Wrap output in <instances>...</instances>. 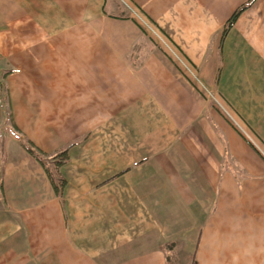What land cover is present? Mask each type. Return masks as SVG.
I'll return each instance as SVG.
<instances>
[{
    "label": "crops",
    "instance_id": "obj_1",
    "mask_svg": "<svg viewBox=\"0 0 264 264\" xmlns=\"http://www.w3.org/2000/svg\"><path fill=\"white\" fill-rule=\"evenodd\" d=\"M119 1L146 36L116 0H0L12 120L71 145L57 196L0 103V264H264V0L223 39L247 0Z\"/></svg>",
    "mask_w": 264,
    "mask_h": 264
},
{
    "label": "trees",
    "instance_id": "obj_2",
    "mask_svg": "<svg viewBox=\"0 0 264 264\" xmlns=\"http://www.w3.org/2000/svg\"><path fill=\"white\" fill-rule=\"evenodd\" d=\"M256 0H247L246 2H244L243 4H241L233 13L232 15L228 18V20L226 21V23L223 26L222 29V35H221V39H223V37L227 34V32L234 26V24L236 23V21L238 20V18L244 13L246 12L251 6L252 4L255 2ZM116 2L118 4H121V8L122 13H124L125 15H119V16H114L115 18L119 19V20H131L132 22H134L139 29L141 30V32L146 36L148 34L147 30L145 29V27H143L139 21H136V19L134 18V16L132 15V11L131 8L127 6V4L125 3V1L120 2L119 0H116ZM120 2V3H119ZM134 7V6H133ZM133 9V8H132ZM138 10V8H137ZM139 11V10H138ZM142 18L147 22H149V20L146 17ZM150 23V22H149ZM0 103H5L6 106L8 107V104L6 103V100L4 98L1 97V93H0ZM8 111L6 113V118H5V122L4 126H2V130L5 132H12L15 137L18 139L20 146L24 149V151L31 157L33 158L39 166H41V168L43 169V171L45 172L48 180L50 181L55 193L57 196H62V191L65 187V179L62 177L61 173H60V169L68 162L69 156H68V152H69V147L63 149L62 151L52 154V155H47L46 153L42 152L40 149H38L36 146H34L32 144V142H30L29 140L22 138V136L19 133L18 128L16 127V125L14 124L10 111H9V107L7 108ZM4 134H0V138H1V143L3 144V138ZM172 247V245H168L165 246L164 249L166 250V252H169V248ZM171 258L170 255H166V259ZM194 260V257L192 259V261Z\"/></svg>",
    "mask_w": 264,
    "mask_h": 264
},
{
    "label": "rangeland",
    "instance_id": "obj_3",
    "mask_svg": "<svg viewBox=\"0 0 264 264\" xmlns=\"http://www.w3.org/2000/svg\"><path fill=\"white\" fill-rule=\"evenodd\" d=\"M119 3H120V2H119ZM125 3H126V2H125ZM126 4H127V3H126ZM140 17H141V16H140ZM138 21H140V22L142 23L141 25H142L143 27H145V28H147V27L149 26L148 23L145 22L144 19H143L142 17H141V19H138ZM143 23H144L145 25H144Z\"/></svg>",
    "mask_w": 264,
    "mask_h": 264
},
{
    "label": "built area",
    "instance_id": "obj_4",
    "mask_svg": "<svg viewBox=\"0 0 264 264\" xmlns=\"http://www.w3.org/2000/svg\"><path fill=\"white\" fill-rule=\"evenodd\" d=\"M144 24V23H143ZM145 25V24H144Z\"/></svg>",
    "mask_w": 264,
    "mask_h": 264
}]
</instances>
